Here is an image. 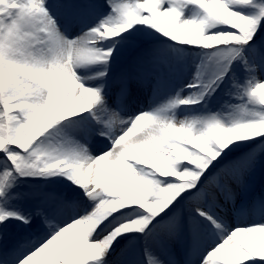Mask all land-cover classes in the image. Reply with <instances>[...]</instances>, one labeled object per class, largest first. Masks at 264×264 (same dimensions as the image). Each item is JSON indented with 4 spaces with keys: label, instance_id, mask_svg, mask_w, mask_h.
<instances>
[{
    "label": "snow or ice",
    "instance_id": "6c2138e0",
    "mask_svg": "<svg viewBox=\"0 0 264 264\" xmlns=\"http://www.w3.org/2000/svg\"><path fill=\"white\" fill-rule=\"evenodd\" d=\"M0 264H264V0H0Z\"/></svg>",
    "mask_w": 264,
    "mask_h": 264
}]
</instances>
